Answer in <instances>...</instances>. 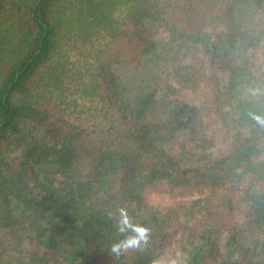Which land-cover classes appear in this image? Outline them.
<instances>
[{"label":"trees","instance_id":"trees-1","mask_svg":"<svg viewBox=\"0 0 264 264\" xmlns=\"http://www.w3.org/2000/svg\"><path fill=\"white\" fill-rule=\"evenodd\" d=\"M7 11L0 262L264 264V125L252 118L264 117V0H0ZM78 40L93 50L81 90L93 102L72 107L56 74L70 61L56 62ZM209 117L228 130L225 150ZM159 181L201 194L163 216L146 196ZM121 208L149 240L116 257L134 234L119 231ZM174 226L191 232L185 257L161 258Z\"/></svg>","mask_w":264,"mask_h":264},{"label":"rangeland","instance_id":"rangeland-1","mask_svg":"<svg viewBox=\"0 0 264 264\" xmlns=\"http://www.w3.org/2000/svg\"><path fill=\"white\" fill-rule=\"evenodd\" d=\"M12 14H15V12L8 13V11L3 14V16L0 18V41L8 36V30L9 26L12 25L14 22V19L11 20ZM119 14L117 15V17ZM4 36V37H3ZM2 41L0 42V44ZM102 44V42L100 43ZM89 46L83 44L81 40L75 41L73 45L71 46V51L69 53V56L61 57L59 62H56V64H63V58L69 59L70 63H65V66L59 69L61 72V79L60 81H64V84L60 82V84H63L61 86L64 95L66 96V103L69 106L75 107L77 106H88L91 105L93 101L89 99H84L81 96V90L83 88V85L88 82V77L90 76L91 72L94 70L96 63L95 59L91 57V53L93 52L92 49H90L89 53ZM68 50V48L66 49ZM67 52V51H66ZM5 53L11 54V49L8 47L5 50ZM73 64V66H72ZM264 70V68H262ZM50 75L48 74L46 78H48ZM53 81L57 80L55 78H51ZM58 81V80H57ZM209 84V82H208ZM210 85V84H209ZM216 90V87H213V84H211L207 90H206V98L204 99V103L206 104L208 101L213 100L215 97L213 91ZM200 102V101H199ZM203 103V104H204ZM202 105V104H201ZM207 122L210 123L209 127L215 128L217 130V140H216V151H222L225 150L229 146V140L230 137L228 136L226 132L228 131L227 128L223 125L221 121L217 120L215 117H209L207 119ZM201 193H197L195 190L188 189L186 191L183 190H174L172 191L170 187H168L167 183L165 181H159L153 185H150L146 190V196L149 200L150 204H152L156 209L160 211V213L164 216L166 213L169 214V209L174 210L177 202L184 201L188 202L190 200L196 199L199 197ZM244 219V213L239 212L237 215L236 223L241 224ZM178 227L174 226L172 229V234L174 240L169 242L167 251L161 258H184L185 253L184 249L182 248V243H184L183 238H187V235H189L191 232L190 230H184L180 231V234H182V237H180L177 234ZM190 232V233H189ZM194 234V233H192ZM176 238V239H175ZM9 258H12L9 256ZM20 258V257H16ZM19 259H9L8 261L0 262V264H20L17 263Z\"/></svg>","mask_w":264,"mask_h":264},{"label":"clouds","instance_id":"clouds-1","mask_svg":"<svg viewBox=\"0 0 264 264\" xmlns=\"http://www.w3.org/2000/svg\"><path fill=\"white\" fill-rule=\"evenodd\" d=\"M252 118L257 123L264 125V117L253 115ZM119 213L121 217L119 221V231L124 233L128 229H131L132 233L134 234L129 235L125 239L111 245L110 251L116 257H119L123 252H126L129 249L141 250V245L143 244L146 246L149 240V230L143 226L131 224L126 209H119ZM152 264H165V261L157 259L153 260ZM170 264H176V261H170Z\"/></svg>","mask_w":264,"mask_h":264}]
</instances>
